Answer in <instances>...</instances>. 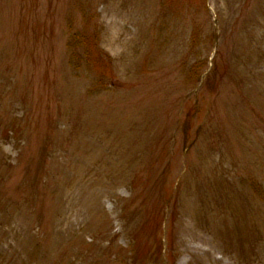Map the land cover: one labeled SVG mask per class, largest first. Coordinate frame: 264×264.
<instances>
[{"label":"rangeland","instance_id":"obj_1","mask_svg":"<svg viewBox=\"0 0 264 264\" xmlns=\"http://www.w3.org/2000/svg\"><path fill=\"white\" fill-rule=\"evenodd\" d=\"M141 158L184 184L164 264H264V0H0V264L127 258Z\"/></svg>","mask_w":264,"mask_h":264},{"label":"trees","instance_id":"obj_2","mask_svg":"<svg viewBox=\"0 0 264 264\" xmlns=\"http://www.w3.org/2000/svg\"><path fill=\"white\" fill-rule=\"evenodd\" d=\"M84 39L82 38V35L80 34H75L74 36V42H75V47H78L81 44V41ZM75 63L74 68L76 70H80V67L82 66V63L84 61L81 55L77 53L75 56ZM108 70L109 67H106ZM207 85H209L207 83ZM178 105H175L177 107ZM196 108L194 109V112ZM187 116L184 117V124L183 127L184 129V140L182 141V145L185 146L190 142V133L193 131V121H194V114L192 113L191 110L188 111ZM180 118V117H179ZM181 122V121H180ZM131 132L127 133L125 136L128 138L133 139V137H137L138 139V133ZM52 130H47L45 135L48 138V141H52ZM193 134V133H192ZM197 135V134H196ZM173 139V138H172ZM192 139V138H191ZM175 142V139H173ZM50 141V143H51ZM175 145H178L176 142L174 143ZM168 145L167 148H170L168 150V156L171 158L172 162H175V164L179 161L177 160V155L175 147L172 145ZM165 147V144H164ZM179 150V148H178ZM136 160V159H135ZM137 161V160H136ZM165 164L168 165L166 159L164 160ZM43 165V164H41ZM143 165L142 158L140 160V163L138 162L137 164L129 163V166L126 167L128 170V175H132L133 177H130L131 180H133L132 184L134 191H132V195L130 199H126V203L122 205V211L125 216L128 215L129 212L134 211L136 214V218L138 219L139 223L136 225V236H134L135 239H133V243L129 246V248L124 249L126 253H128L126 256L128 259H130V264H145L147 261H149L147 251H150L154 247L155 253L158 255L159 263L158 264H164V260L161 258L164 254V246L165 243L163 241V235H164V229L162 226V222L166 219L167 215V210L171 207V205H177L179 204V199L178 197L180 196V192L182 191V188L184 184L179 182L177 186H175L173 183H169L168 177L170 176L171 171L167 169L165 172L159 171V168L154 170V168L150 169V172H141L137 175V166ZM10 169H12V166H8ZM125 167V166H124ZM188 169V168H187ZM186 169V170H187ZM7 170V169H6ZM136 170V171H135ZM184 170V166H183ZM135 171V173H134ZM6 173L2 174V177H0V196L5 195L7 197L8 189H15V191H19V186L16 188H12L10 185V179L11 177L7 176V171ZM161 174H160V173ZM183 171L180 172V174ZM159 173V175H158ZM9 175V174H8ZM141 175H144L143 177H140ZM158 175V176H157ZM11 176V175H10ZM183 179V178H182ZM12 180V179H11ZM10 186V187H9ZM178 195L176 202L175 198ZM19 197V196H18ZM17 201V200H16ZM15 201V202H16ZM48 202H50V199H47ZM175 202V203H174ZM45 205V212L48 213L49 210H54L55 211V206L54 205ZM36 209L38 210L39 205H35ZM48 207V209H47ZM3 210H7L5 208L0 210V213H2ZM140 217H137L139 216ZM40 213H38L37 219L40 220ZM142 217V218H141ZM50 218V215H49ZM42 222L45 221V218L42 217ZM153 229V233L149 234L150 230ZM144 244H148V249L147 246L144 244L139 243V238L143 236ZM150 242V243H149ZM123 250V249H122ZM143 251H146L145 255L143 254ZM127 258L122 259L121 261L116 260V263L118 262L119 264H128L127 263ZM121 262V263H120Z\"/></svg>","mask_w":264,"mask_h":264}]
</instances>
